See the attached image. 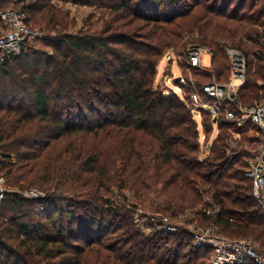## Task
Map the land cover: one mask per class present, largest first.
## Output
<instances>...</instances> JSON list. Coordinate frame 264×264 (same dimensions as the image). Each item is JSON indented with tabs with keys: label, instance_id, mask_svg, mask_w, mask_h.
I'll return each instance as SVG.
<instances>
[{
	"label": "trees",
	"instance_id": "1",
	"mask_svg": "<svg viewBox=\"0 0 264 264\" xmlns=\"http://www.w3.org/2000/svg\"><path fill=\"white\" fill-rule=\"evenodd\" d=\"M58 3L94 10L78 27ZM19 4L53 51L26 46L0 61V165L18 188L0 202V264H212L185 227L145 234L140 207L175 217L215 205L197 219L264 251L251 154L239 148L257 138H234L221 117L206 152L190 89L156 83L163 57L172 50L188 66L193 44L212 55L191 68L197 86L226 83L233 46L248 66L239 102L263 99L264 0H0V10ZM203 114L210 139L216 124ZM32 188L43 196L23 195Z\"/></svg>",
	"mask_w": 264,
	"mask_h": 264
},
{
	"label": "built area",
	"instance_id": "2",
	"mask_svg": "<svg viewBox=\"0 0 264 264\" xmlns=\"http://www.w3.org/2000/svg\"><path fill=\"white\" fill-rule=\"evenodd\" d=\"M0 17L4 23L0 33V61L4 62L19 55L26 46H29L32 38L39 34V30L28 24V14L22 6L11 5L2 9ZM206 52L208 49L204 46L191 45L188 49L187 67L189 69L193 67L208 68L204 65ZM226 53L230 60L228 82L215 81L204 84L200 89L193 78H189L188 81L181 77L180 90L190 89L189 104L194 111H200V116L204 110L209 112L214 120L216 119V122L214 121L216 125L221 117L233 122L238 129L233 133L234 138L238 139L246 135L249 130L250 136L257 138L254 154L252 153V156L247 160L246 176L253 181L254 196L264 208V98L251 105L239 102L238 91L248 78L247 58L240 49L233 46H228ZM210 145H207V148H210ZM7 191L4 187V177L0 176V202L4 200ZM25 195L39 198L43 196V193L38 190H30L26 191ZM218 209L215 205L209 206V208H196L193 209V212L179 214L177 220L169 215L145 212H142L140 218L145 219L151 225L150 233L171 234L177 232L179 227L184 226L193 234L195 247L212 249V264H264V251H261L251 239L236 240L221 237L214 231L215 225L213 224L201 228L197 222L188 223L195 221L197 218L195 213L199 211L213 215L218 212Z\"/></svg>",
	"mask_w": 264,
	"mask_h": 264
},
{
	"label": "rangeland",
	"instance_id": "3",
	"mask_svg": "<svg viewBox=\"0 0 264 264\" xmlns=\"http://www.w3.org/2000/svg\"><path fill=\"white\" fill-rule=\"evenodd\" d=\"M59 6L65 8V9H69L72 16H74L76 19H77V23H78V27H81L84 23V20L86 18H88V16L93 12V8L91 7H87V6H81V5H77V4H74V3H58ZM21 4H19L18 6H20ZM97 16H99L97 14ZM38 29V28H37ZM42 32L39 31V34L38 35H35L33 38H32V42L30 43L29 45V51L28 52H40V51H46V52H51L53 51L51 48H49L47 45H45L41 38H42ZM185 61L184 57H182V61L181 59H179L178 55H176V52L174 51H170L168 52L164 57L163 59L161 60L159 66H158V73H157V77H156V83L161 87L163 88L166 92H169V91H174L176 93H178L179 95H182L184 96L185 94V90L183 89L182 91L180 90L181 88V85L178 81V78L181 79L182 76L185 77V79L187 78H193L194 80L195 79V76L194 74L192 73V70L189 69L186 65H182L183 62ZM211 62H212V55L210 52H206L205 55H204V65L206 67H210L211 66ZM1 76V75H0ZM202 79L201 80H206L205 78L201 77ZM212 80V79H210ZM195 114H194V117L198 120L199 122V128H200V131H201V136H200V140L202 142V145H204L203 149L206 151V152H209V149L210 148H207V145H205L208 140H209V143L212 142V140L217 136V132L219 131L220 132V128L219 126H215L212 130H211V133L209 135L210 139H208V134H207V131L205 130V128L203 127V122H202V119L204 118V114L202 112L201 116H200V111L199 110H195L194 111ZM211 115V114H210ZM250 130L248 133H246L245 136H250ZM242 139V137H240ZM240 138H238L240 140ZM238 143V142H237ZM237 143H236V146H237ZM256 146V144L254 143H245L243 144L242 147H239V148H243L245 152L251 154L252 156V153L254 154V151L256 148H254ZM244 152V153H245ZM246 154V153H245ZM249 159V156L247 157V160ZM6 169H2L1 168V165H0V176H3L4 173H5ZM3 174V175H2ZM4 177V176H3ZM4 187H6L7 190H10V191H14L16 189H18L17 187L15 186H12L8 183L7 181V178L4 177ZM30 190H38L39 192H41L39 189L37 188H32V189H27V190H21L23 192V195H25V192L26 191H30ZM28 198H31L29 196H26ZM206 201L210 202L209 200V197H206ZM198 208L200 207H206L204 205H201V206H197ZM264 210V208H263ZM142 212H145V213H154V214H159V215H163L162 213H158L156 211H153V210H149V209H146V208H139V210H137V212H135V222L136 224L139 226L140 229H142V231L145 233V234H150V230H151V225L148 224V222L143 219V218H140V215L142 214ZM188 211L184 212L183 214H187ZM181 214V213H180ZM165 215H168V214H165ZM171 216V215H169ZM179 216V215H178ZM174 220H177V216L173 217L171 216ZM140 221V222H139ZM194 222H197L199 226H201V228L203 227H206L207 225L202 223V221L198 218L195 219V221H189L188 223H194ZM187 223V224H188ZM201 223V224H200ZM181 227H184V226H181ZM181 227H179V230L181 229ZM214 231L217 232L218 236H221V237H225V238H229V239H232L231 237L227 236L221 228L219 227H214ZM243 239H250V238H243ZM236 240H239V239H236ZM210 263H211V258H210Z\"/></svg>",
	"mask_w": 264,
	"mask_h": 264
},
{
	"label": "water",
	"instance_id": "4",
	"mask_svg": "<svg viewBox=\"0 0 264 264\" xmlns=\"http://www.w3.org/2000/svg\"><path fill=\"white\" fill-rule=\"evenodd\" d=\"M178 81H180V78H178ZM214 121L216 122V119Z\"/></svg>",
	"mask_w": 264,
	"mask_h": 264
}]
</instances>
